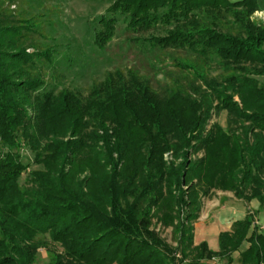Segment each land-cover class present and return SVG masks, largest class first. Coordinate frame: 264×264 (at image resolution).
<instances>
[{
    "label": "trees",
    "instance_id": "16d2710c",
    "mask_svg": "<svg viewBox=\"0 0 264 264\" xmlns=\"http://www.w3.org/2000/svg\"><path fill=\"white\" fill-rule=\"evenodd\" d=\"M16 1L0 0V264H37L48 239L63 249L49 248L48 264H264L255 226L264 211V84L251 77L264 75V24L252 21L264 0H110L94 46L106 50L124 24L126 40L147 52L86 97L47 89L52 51L36 37L44 21L11 11ZM160 28L166 35L154 34ZM155 51L190 55L170 57L177 71L165 72L152 64ZM223 110L226 131L205 134ZM23 146L34 163L23 162ZM202 151L206 158L189 159ZM169 152L184 158L179 167H166ZM213 189L260 203L219 235L217 252L194 243ZM154 219L174 228L177 248Z\"/></svg>",
    "mask_w": 264,
    "mask_h": 264
},
{
    "label": "rangeland",
    "instance_id": "374dc122",
    "mask_svg": "<svg viewBox=\"0 0 264 264\" xmlns=\"http://www.w3.org/2000/svg\"><path fill=\"white\" fill-rule=\"evenodd\" d=\"M109 6L110 0H17L16 3L11 5L10 10L16 12V14L25 13L28 17L36 16L44 21L43 36L37 35L36 37L42 46H48L52 51V61L50 63L48 62L45 68L48 90L59 92L63 88H68L86 97L92 85L102 82L107 72L113 71L116 68L123 70L131 68L137 62V54L140 52L145 54L147 52L145 51L146 49L137 47L126 40L124 24L119 25L115 38L106 50H100L94 46V26L98 27V18L106 13ZM252 21L264 24V1H261V10L254 13ZM154 34L164 36L166 35V30L160 28ZM28 53L33 54V50L30 49ZM150 53H153V51L151 50ZM154 53L156 55L153 56L154 60L152 64L157 68L165 69V72L177 71L170 57H186L190 55L184 52L165 53L155 51ZM143 72L151 73V71L147 70ZM223 73L222 68L215 65L211 71V76L219 77ZM251 77L257 80L259 84H264V75H251ZM157 78L161 81V86H165L170 81L164 72L157 76ZM154 85L156 89L161 90V87L157 83L154 82ZM234 101L242 107V102L238 95L234 96ZM229 120L230 115L227 110L215 111L205 130V134L214 125H219L224 130L227 129ZM237 133L239 134V131ZM20 153L23 156V162L25 164L33 162L34 155L29 146H23ZM206 156V151H202L199 154L192 155L189 159L195 162L206 158ZM183 161L184 158L180 157L177 159L172 152L166 153L163 156V162L166 167L171 169L179 167ZM38 169H41V167L36 164H32L30 168V170ZM86 176V174L80 176V180L85 179ZM27 177L28 173H25L20 180L23 186L27 183ZM236 200L239 199H237L234 192L213 189L210 198H206L203 201L201 215L211 203ZM156 212L157 209H154L153 213L155 214ZM152 229L172 249L178 247L174 237V228H166L158 219H154ZM48 242V247H42L39 250L37 264H48L49 248L60 252L63 250L59 245L51 243L49 239ZM238 255L235 254V257H238ZM212 264L222 263L214 260Z\"/></svg>",
    "mask_w": 264,
    "mask_h": 264
},
{
    "label": "crops",
    "instance_id": "0c3cea01",
    "mask_svg": "<svg viewBox=\"0 0 264 264\" xmlns=\"http://www.w3.org/2000/svg\"><path fill=\"white\" fill-rule=\"evenodd\" d=\"M259 208L260 203L257 200H253L249 204L243 200L218 201L209 204L195 224V245L206 242L210 250L219 251V235L222 232L231 231L233 224L244 220L249 210L257 212ZM256 220L264 226V211L257 215ZM261 231L264 232V230Z\"/></svg>",
    "mask_w": 264,
    "mask_h": 264
},
{
    "label": "built area",
    "instance_id": "2783aa9c",
    "mask_svg": "<svg viewBox=\"0 0 264 264\" xmlns=\"http://www.w3.org/2000/svg\"><path fill=\"white\" fill-rule=\"evenodd\" d=\"M255 226H257L260 230H264V226L260 225L258 220H256Z\"/></svg>",
    "mask_w": 264,
    "mask_h": 264
}]
</instances>
